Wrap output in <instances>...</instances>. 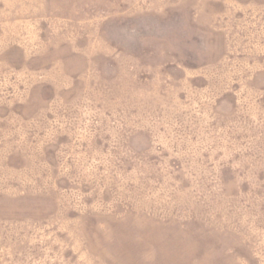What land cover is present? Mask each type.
Instances as JSON below:
<instances>
[{
	"label": "rangeland",
	"instance_id": "rangeland-1",
	"mask_svg": "<svg viewBox=\"0 0 264 264\" xmlns=\"http://www.w3.org/2000/svg\"><path fill=\"white\" fill-rule=\"evenodd\" d=\"M0 264H264V0H0Z\"/></svg>",
	"mask_w": 264,
	"mask_h": 264
}]
</instances>
